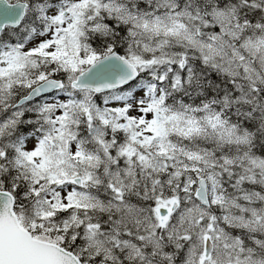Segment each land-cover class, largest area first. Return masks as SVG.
Wrapping results in <instances>:
<instances>
[{
	"label": "snow or ice",
	"instance_id": "obj_1",
	"mask_svg": "<svg viewBox=\"0 0 264 264\" xmlns=\"http://www.w3.org/2000/svg\"><path fill=\"white\" fill-rule=\"evenodd\" d=\"M0 264H264V0H0Z\"/></svg>",
	"mask_w": 264,
	"mask_h": 264
}]
</instances>
